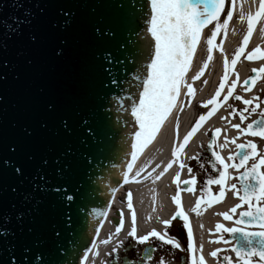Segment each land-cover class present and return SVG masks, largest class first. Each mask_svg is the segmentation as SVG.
Masks as SVG:
<instances>
[{"label": "water", "instance_id": "95a60500", "mask_svg": "<svg viewBox=\"0 0 264 264\" xmlns=\"http://www.w3.org/2000/svg\"><path fill=\"white\" fill-rule=\"evenodd\" d=\"M141 6L149 11L148 0H0V215L14 233L0 240V264H40L37 254L43 264H80L91 249L138 130L131 105L154 46L149 16L133 11ZM57 159L67 165L59 175ZM37 169L48 184L33 179Z\"/></svg>", "mask_w": 264, "mask_h": 264}, {"label": "snow or ice", "instance_id": "6c2138e0", "mask_svg": "<svg viewBox=\"0 0 264 264\" xmlns=\"http://www.w3.org/2000/svg\"><path fill=\"white\" fill-rule=\"evenodd\" d=\"M148 2L150 8L147 13L142 6L139 9L133 8V11L137 13L140 19H143L144 15L149 16L146 21L148 25L147 32L154 41V46L150 53V62L146 65L147 72L142 80L143 87L139 93L138 102H134L131 105V115L135 119L138 130L135 131L132 138L131 159L127 162L126 170L122 173L124 183L129 182V173L132 171L134 163L143 151L157 138L158 133L162 130L173 110L180 109L182 111L186 106L185 102L178 99L182 89H186L184 96L187 98V104H191L195 89L192 83L187 82L186 74L193 64L194 54L197 52L198 43H200L202 38V30L207 25L214 23L210 36L205 39L206 59L196 74L191 77L192 81L199 80L205 74L209 62L213 60L214 48H219L223 52V48L220 45L224 42L223 37L227 36L230 21L238 6V0H231V6L227 10L226 17L221 22L220 16L225 8L226 0H195V2L193 0H148ZM62 15L68 17L70 13L62 10ZM239 19L241 22L246 21L247 32L243 36L242 42L235 50L231 60L229 61L225 56L223 60V76L219 81L215 94L200 105L205 108L211 106L210 110L198 116L191 129L183 137V140L178 143V146L176 144L173 145L171 151L173 159L154 177V180L161 179L173 166V163L178 164L180 169L187 168L190 176L188 180L181 181L180 173L177 172L173 179V183L177 184V191L171 197V200L176 206V211L169 220L163 221L165 225V232L163 234L153 229L143 236H137L136 214L133 210L131 193L127 195V208L130 210L132 222L128 235L138 244L148 243L150 238H155L162 244L171 246V248L181 249L178 240L175 237L168 236V229L177 218L183 222V228L187 232V247L181 250L187 251L189 254L188 258L184 260V264H207V261L203 255V244L199 245V247L194 245L193 230L189 223V216L182 208L181 189L179 187L180 184H184L187 187L183 191L194 193L196 191L197 177L193 174V169L183 163L180 157L183 155L184 149L192 137L220 109L222 102H227L229 98L242 101L246 106L243 110L231 108L229 112V115L238 112L241 124L247 120L248 113H257L259 119L248 123L246 127H242L241 124H232L231 127L238 130V136L229 138L225 135L223 143L217 142L222 129L217 127L212 131L208 150L211 151V158H214V162H212V159L209 162L219 172V175L208 178L200 186L199 191L201 195L197 197L191 211L200 216L214 204L223 202L226 198V193L232 191L240 203L231 207L226 212L217 213V215L222 216L225 221H231L233 226L226 227L222 223H217L214 233H218L219 235L210 241L211 243L223 244L226 247L224 249L216 248L212 250L209 256L218 261L222 260L223 264H254V258H258L256 264H264V152L258 151L257 144L250 140L245 143H236V140L240 136H252L264 139V108H261L259 97H253V99L249 100L244 99L240 95H234V90L237 87L238 73L236 74L237 79L230 81L227 93L221 97V91L225 88V82L228 81L229 74L235 70L241 54L244 53L245 46L249 43V39L253 34L254 26L257 22L264 21V0H259L255 12L249 11L248 13L244 12L243 0H240ZM260 31L264 35V27H261ZM221 33H223V37L220 40V44H215L214 42L217 40L218 34ZM31 39L35 41L36 37L32 36ZM57 54L59 55L60 52L58 51ZM245 59L249 61L264 59V50L258 45L246 54ZM0 67H7V62L4 61ZM252 71L259 75H254L243 81L245 92L250 91L258 79L264 78V66ZM135 79L140 80V77L137 76ZM203 83L207 84V81L205 80ZM48 107L51 108L52 105ZM258 109H260L259 112L257 111ZM221 119L226 120L227 117H221ZM64 125L65 127L67 126L66 121H64ZM175 128L178 132V118ZM229 144L235 145L236 151L230 152L226 161L216 149H224ZM10 150L15 151L14 148ZM190 159L198 160L200 159V154ZM3 163L7 165L9 162L5 160ZM55 163L58 165L55 171L58 175L62 174L67 165L61 167L58 159ZM42 164L47 165L48 160L44 159ZM156 167L159 168L160 165H156ZM199 167L203 168L204 164H200ZM229 169L235 170L237 175L232 176ZM14 171L17 174H22V169L19 167H15ZM143 171L144 167L139 168L132 176V180L139 177ZM154 171L155 169H153ZM33 179L41 181L42 184L49 183L46 175L40 169H37V174ZM232 179L237 180L238 183L229 184L228 181ZM213 185L218 186V192L212 190L211 186ZM37 187L41 191L44 190L40 185H34V188ZM51 190L63 193L64 199L69 203L74 199L64 188H53ZM11 191L16 192V189L13 187ZM110 191L114 194L116 189L111 188ZM30 199L29 195L26 194L24 196L25 202ZM244 206H246V210L237 212V209H241ZM13 207L15 206L13 205ZM98 215L106 217L107 212L101 211ZM118 215L120 219L116 222L115 234L120 233L123 227L122 211H118ZM16 219L18 223H22L23 213H19ZM10 223V215H0V240H5L9 235H14L9 228ZM201 227L203 226L201 225ZM95 231L98 235L100 228L97 227ZM209 231L210 233L213 232V230ZM56 235L59 236V233ZM101 243H107V241H101ZM93 248H95V244H93ZM154 250L149 245L144 257L146 261L151 260ZM28 251V248L24 249V252ZM89 252H92L93 255L97 254L93 252V249H86L80 264H85ZM227 252L234 253L235 258L226 254ZM34 259L43 264L39 254ZM10 264H16L14 256L11 258ZM158 264H165L163 258Z\"/></svg>", "mask_w": 264, "mask_h": 264}, {"label": "bare ground", "instance_id": "6f19581e", "mask_svg": "<svg viewBox=\"0 0 264 264\" xmlns=\"http://www.w3.org/2000/svg\"><path fill=\"white\" fill-rule=\"evenodd\" d=\"M258 2L259 0H255V2L254 0H243L244 12H255L258 7ZM239 3L240 0H238V6L234 11L233 18L229 24V37L223 39L224 42L222 45H220V47L223 48V52H221L219 48H214L213 60L209 62V66L205 70V74L200 77L199 80L192 81L191 77L196 74L203 64L202 58L200 57V47H198L199 49L197 48V52L193 58V64L190 67L189 72L186 74L187 82L192 84L195 83L193 84L195 94L192 97L191 104H187V98L184 96L186 89H182L181 95L178 99L182 102H185L186 106L182 111L180 109L173 110V113L165 122L162 130L158 133L157 138L148 146L137 168L138 170L139 168L144 167V171L139 177H136L135 180L128 182V185L122 189L121 195L125 192L126 188L134 193L133 206L137 213L138 236L147 234L152 228L161 230L162 220L172 209L170 195H172L173 186L170 185V180L175 177L177 172L180 173L181 181L187 178V168L180 169L178 164L173 163V166L164 174L163 177H161V179L154 180L155 175L159 174V172L163 170L164 166H166L168 162L173 159L171 156L173 145L176 144L178 146V143L183 140V137L191 129L192 125L190 124L193 123L196 107L202 102H206L208 99H210V97L213 95V92L218 87L220 75H223L222 69L225 56L229 61L231 60L235 50L240 46L243 36L247 32L246 21L241 22L239 19ZM261 27H264V21H259L254 26L253 34L249 39V43L245 46L247 51L251 52L258 45L262 50L264 49V35L261 34ZM221 38L222 36L218 35L217 40L214 43L220 44ZM262 66H264V59L249 61L245 59L243 54H241V57L235 66V70L229 74L228 81L225 82V87L226 84H230V81L237 79L236 74L238 73L237 87L235 89L236 93L242 96L244 99H253V97H256L259 93L264 92V87L262 86L264 85V78H260L256 82L254 88L247 92L244 91L242 82L253 69L258 70ZM205 80L207 81V84L203 83ZM225 91L226 88L224 89V92ZM229 103L232 104L231 100ZM210 108L211 106H208L205 108V111H209ZM221 117H227L226 108L224 106H221L220 109L203 124V126L200 128L201 134L194 135L192 137L189 144L185 147L183 155L180 157L183 163L188 164L190 155H193L197 150V142L201 141V143H203L205 141L206 138L203 133L207 130L210 131L217 127L222 129L220 137L217 139L218 143L224 142L225 135H227L229 138L238 136V134L234 131V128L231 127L232 124L238 123L235 118L227 117V119L224 120L221 119ZM177 118L179 121L178 132L175 128ZM238 139H240V137ZM201 143H198L199 147L201 146ZM232 148L233 145L229 144L226 148L221 149L222 153L220 154L222 157H225L226 154L232 150ZM156 165H160V167L157 168ZM153 169H155L154 172ZM181 202L184 207L188 208L192 202V199L190 196L182 195ZM236 202L237 201L228 192L225 201L221 205L213 206V208L207 209L197 221L192 222L193 229L198 234L197 247L203 244V255L207 261V264H218L212 259V257L208 256V253L211 252L212 248L217 246V244H212L208 238L209 230L217 223V218L214 216V213L217 211L226 212L227 208L235 206ZM116 208L124 213L125 205L120 200H118ZM152 208L157 209L155 212L157 218L156 224L153 222L150 224L149 222V214L151 213ZM201 225L203 227H201ZM130 229L131 227L127 225L124 227L122 233L115 234L111 228V223L109 222L102 230L96 246L93 249V252L97 254L93 255L92 252H89L86 264H102L107 259L108 254L111 253L113 248L118 243L123 242L126 239V233ZM104 240L107 241V243H101V241Z\"/></svg>", "mask_w": 264, "mask_h": 264}, {"label": "flooded vegetation", "instance_id": "af4514ba", "mask_svg": "<svg viewBox=\"0 0 264 264\" xmlns=\"http://www.w3.org/2000/svg\"><path fill=\"white\" fill-rule=\"evenodd\" d=\"M263 104H264V102H263ZM232 108H234V107H232ZM257 111L259 112L260 109H258ZM234 114L239 116L238 112L234 113ZM232 115H230V116H232ZM247 115H250V116L253 115L254 118L251 121H249V122H246V123H243V124H241V122H240V123H237V124H241L242 127H246L248 123H251L253 120L259 119V116L257 115V113H248ZM232 117H234L235 120H236V116H232ZM212 131H214V130L206 131L204 133V136L206 138L205 139V143L204 144L201 143L200 147H199V145H197L196 152L192 156L189 157V162L187 164L189 167H191L193 169V174L197 177V184L195 185L196 191L194 193H189V192L183 191V189L185 187H187V186L184 185V184H180L179 185V187L181 189V196L182 195L190 196L191 199H192V202H191V204L189 205L188 208H186V207H184L182 205L183 210L189 216V223H190L191 228H192V222L193 221H197L201 217V215L197 216L195 213H193L191 211V209L193 208V206L195 204V201H196L197 197H199L201 195V193L199 191L200 186L208 178L217 177L219 175V172L216 169H214L212 167V163L209 162L210 159H212V162H214V158H211V151L208 150V144H209V140H210V136H211ZM234 131L238 134V130L237 129H234ZM198 134H201V132H198ZM249 140L252 141L253 143L257 144L258 151L264 152V139L259 138V137L240 136V139L236 140V143H245V142H247ZM216 151H218L220 153L221 149L217 148ZM235 151H236V148H235V145H233V148H232V150L230 152H235ZM230 152L227 153L225 157H223L226 161H227V158H228ZM197 154H200V159H198V160L190 159L191 157L196 156ZM249 163H251V161H249ZM200 164H204V167L203 168L199 167ZM217 167H219V166H217ZM229 172L231 173L232 176H236L237 175V172L235 170H233V169H229ZM186 175H187V178L185 180H188L190 178V176H189V173H188L187 169H186ZM173 179L174 178H172V180L170 182V185L173 186L172 195H170V197L174 196L176 191H177V184L173 183ZM185 180H183V181H185ZM228 183L229 184L238 183V181L235 180V179H232V180L228 181ZM211 188H212V190L214 192H218L219 191L218 186L213 185V186H211ZM228 192L237 201L236 204L240 203V201L233 195L232 191H228ZM128 194H129L128 191L125 190V192L119 197V200L125 205L124 213L122 212L123 213V223H129L130 225H132L131 218H130V210L127 208V195ZM170 202L172 204V209L169 211L168 214H166V216L162 220V222H161V226H162L161 230H158V229L156 230L155 229L157 232H160L162 234L165 232V225L163 224V221L169 220L173 216L175 211H176V206L172 202L171 198H170ZM221 204H222V202L214 204L213 206H218V205H221ZM213 206L211 208H213ZM229 209L230 208H227L226 211H228ZM244 210H246V206H244L241 209H237V212L244 211ZM118 211H120V210L117 209L116 212H118ZM156 211H157V209H153V208L151 209V213L149 214V217H150L149 222H150V224H151V222H153L154 224L157 223L156 222L157 218H156V214H155ZM216 213H223V211L222 212H218L217 211ZM216 213H214V216L217 218V223H219V222L222 223L223 222L222 224L225 223L224 225L226 227H232L233 226V223L231 221H225L222 216L216 215ZM219 218H220V220H219ZM118 219H120V217H118ZM215 225H214L213 228L210 229V230H213V232H211V233H210V231L208 232L209 233L208 234V238L210 239V241L214 240L215 237L219 235L218 233H214ZM153 229L154 228L149 230V232L152 231ZM128 233L126 234L125 242L119 244V246H118V248H119L118 254L116 253V251H112L111 252V256L108 257L107 264H114V262H116V260H118L119 264H123L125 257H127L128 260H129L128 264H140V263H143V264H158V262L162 258H163L165 264H184V260L186 258H188V256H189L187 251H182L181 250V249H186V247H187V232H186V229L183 228V222L179 218L175 219L172 222L171 227L168 229V236L169 237H175L178 240V242L180 243L181 249L171 248V246L164 245L161 242L157 241L155 238H150L148 243L138 244L132 239V237H130L128 235ZM193 235H194V245L197 247L198 234L194 230H193ZM225 235H227V234H225ZM212 244H217V243H212ZM149 245H151L155 250L152 253L151 260L144 261V260H142L143 250H144L145 247H149ZM225 247L226 246L223 245V244H217V246L212 248V250H215L216 248L224 249ZM118 248H115V250H117ZM226 254L232 256L233 258H235V254L234 253L227 252ZM212 259L214 261H216L218 264H223L222 260L218 261L217 259H214V258H212ZM256 261H258V258H254V264H256Z\"/></svg>", "mask_w": 264, "mask_h": 264}, {"label": "rangeland", "instance_id": "374dc122", "mask_svg": "<svg viewBox=\"0 0 264 264\" xmlns=\"http://www.w3.org/2000/svg\"><path fill=\"white\" fill-rule=\"evenodd\" d=\"M193 2H194V0H193ZM231 6V0H229L228 2L226 1L225 2V8H224V10L221 12V16H220V19H221V22H222V20L226 17V13H227V10H228V8ZM213 27H214V23L213 24H209V25H207L203 30H202V40L203 41H200V43H198V46H197V48L198 47H200V57L202 58V61H204L205 59H206V43H205V39L207 38V37H209L210 36V34H211V31L213 30ZM229 32H230V30H228V32H227V36L226 37H223V33H221V34H218L219 36H222L223 37V39H225V38H227V37H229ZM203 43V44H202ZM199 49V48H198ZM247 53V50L245 49V51H244V53H242V54H246ZM194 56H195V54H194ZM193 84H195V83H193ZM263 87H264V85H262ZM234 95H238V94H235L234 93ZM256 97H260V100H259V103L261 104V108H264V104H263V100H264V92H261V93H259ZM229 100H232L231 102H232V106L235 108L236 107V109H238V110H243L246 106L242 103V101H237V100H235L234 98H230ZM254 103H256V101H254ZM201 105V104H200ZM197 106V108H196V110H195V115H197V114H202V113H204V110H205V107H201V106ZM231 110V108H229L228 109V111H230ZM227 116L230 118H232V116H236V120H237V122L238 123H240L241 121H240V119H239V116L238 115H236V114H233L232 116H230L229 115V112H227ZM248 116V118H247V120H245L244 121V123H246V122H249V121H251L254 117H253V115L252 116H250V115H247ZM103 239V238H102ZM105 241V240H104Z\"/></svg>", "mask_w": 264, "mask_h": 264}]
</instances>
